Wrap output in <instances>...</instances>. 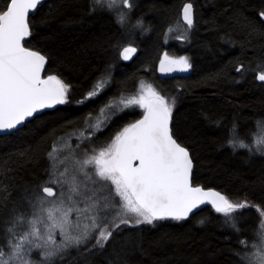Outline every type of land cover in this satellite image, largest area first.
Returning <instances> with one entry per match:
<instances>
[{"label": "trees", "instance_id": "trees-1", "mask_svg": "<svg viewBox=\"0 0 264 264\" xmlns=\"http://www.w3.org/2000/svg\"><path fill=\"white\" fill-rule=\"evenodd\" d=\"M187 2H192L196 11L189 41L179 38L166 45L167 30L182 20ZM5 3L0 0V8ZM88 9L89 0H47L30 16V46L49 55L47 74L60 75L71 85L70 103L0 137V186L9 189L7 199L0 196V243L6 221L13 206L22 201L24 190L48 178L47 154L60 135L71 129L64 126L66 122L79 125L108 96L121 89L136 90L144 76L162 94L177 98L174 122L197 157L198 182L234 199L247 198L264 206V155H250L247 149L233 152L226 143L232 138L250 143L264 122V86L253 75L240 80L234 71L238 63L248 66L249 61L264 56V18L258 15L264 10V0H139L132 20L143 17L151 31L136 38L134 46L139 53L128 63L121 62L117 45H123L130 27L118 25L114 14L93 15ZM164 51L188 56L192 71L159 77L157 65ZM109 66L114 80L108 92L86 106L74 107ZM142 112L134 109L122 114L110 129L125 120L133 122ZM201 219L206 221L203 225ZM261 223L255 210L245 211L240 224L245 234L240 239L251 243ZM237 239L223 225L222 214L207 206L186 221L125 229L106 250L72 249L56 264H241L232 252L240 250Z\"/></svg>", "mask_w": 264, "mask_h": 264}, {"label": "snow or ice", "instance_id": "snow-or-ice-1", "mask_svg": "<svg viewBox=\"0 0 264 264\" xmlns=\"http://www.w3.org/2000/svg\"><path fill=\"white\" fill-rule=\"evenodd\" d=\"M117 3L119 8H114ZM42 5L43 0H6L0 8V133L19 131L44 110L70 103L71 85L60 75L47 74L49 55L30 46V14L35 15ZM135 7V0H89L88 11L93 15L114 14L115 22L125 28L132 23ZM258 15L264 18V10ZM182 22L186 31L195 26L193 3L183 5ZM133 27L151 31L143 17L137 18ZM180 39L188 40V36ZM117 48L124 61L131 60L138 51L131 41ZM192 68L186 55L175 57L164 51L159 58L160 73L188 72ZM111 70L109 66L76 103L84 105L105 92L112 80ZM234 71L240 80L249 73H258L255 79L264 86V56L249 61L247 67L238 63ZM176 103L175 96L141 82L135 95L122 96L119 105H105L112 115L103 127L113 123L125 109L139 107L143 110L141 117L123 125L100 146L95 140L101 125L91 122L90 112L83 118V128L75 127L77 121H67L64 126L71 131L59 137L63 147L54 146L47 154L48 178L25 189L22 201L13 206L3 228L0 264H54L71 249L106 250L125 229L167 220L186 221L201 206H211L214 213L222 214L223 225L238 238L240 250L232 252L241 264H264V206L247 198L234 199L198 182L197 157L191 145L183 142L174 122ZM215 123L219 125L220 121ZM235 130L233 122V134ZM73 134H77L74 147ZM226 143L233 152L247 149L250 155H264V139L246 143L232 138ZM62 151L67 155L61 157ZM8 194L9 189L0 186V196L7 199ZM247 210H255L262 221L251 243L240 239L245 234L240 224ZM205 222L199 221L202 225ZM34 252L39 260L32 259Z\"/></svg>", "mask_w": 264, "mask_h": 264}, {"label": "rangeland", "instance_id": "rangeland-1", "mask_svg": "<svg viewBox=\"0 0 264 264\" xmlns=\"http://www.w3.org/2000/svg\"><path fill=\"white\" fill-rule=\"evenodd\" d=\"M135 3H136V7H137V5L139 4V0H135ZM136 7H135V9H136ZM114 8H119V4L117 3L116 5H114ZM135 9H134V11H133V13H132V18L134 17V15H135ZM135 20L136 19H134V21L132 20V23L131 24H128L125 28H127V27H130V29H131V31H127L126 32V37H125V39H124V41H123V45L122 46H127V44H128V42L129 41H131L132 42V44H133V46L134 45H137L136 44V38L138 37V36H140L141 37V35L143 34V31H141V30H139V29H137V28H134L133 27V25H134V23H135ZM145 25H146V23H145ZM195 27V26H194ZM194 27L190 30V31H186L185 30V25H184V23L182 22V20L181 21H177L172 27H171V29H172V31L171 32H169L168 30H167V33H166V41H165V44L166 45H169L172 41H174L175 39H179L181 36H188V41H189V38H190V36H191V32L193 31V29H194ZM180 40H182V39H180ZM122 49V48H121ZM170 56H174V55H170ZM182 56V55H181ZM175 57H179V56H175ZM145 84H152L153 86H154V84L153 83H150V82H148V81H145L144 82ZM95 84H97V83H95ZM94 84V85H95ZM140 84H141V81H140ZM140 84H139V86H138V88L137 89H139V87H140ZM155 87V86H154ZM138 91H136V92H134V95L137 93ZM119 101H120V99L119 100H116V101H113L110 105H119ZM130 109H137V110H142V109H140L139 107H133V108H130ZM115 110V109H114ZM111 115H112V111H110L108 108H105V110L103 111V114L101 113L100 114V116L99 117H97V118H95L94 120H92L91 122L93 123V124H97V123H99L101 126H103L104 125V123L106 122V120L108 119V118H110L111 117ZM70 130H68L67 132H69ZM109 132V135H112L113 134V136H114V132H112V131H108ZM66 133V132H65ZM65 133H63V134H61L60 136H64L65 135ZM76 135L77 134H73V136H72V139H71V144H72V146L74 147L75 146V144L77 143V138H76ZM112 137V136H111ZM110 138V137H109ZM102 139H104V138H102ZM256 139H264V122H262V123H260V125L258 126V128H257V130L254 132V134H253V136H252V139H251V142L250 143H253ZM107 140V139H106ZM109 140H107V141H99V142H96L95 144L97 145V146H100V145H103L104 143H106V142H108ZM56 142V141H55ZM54 142V143H55ZM54 146L56 147V148H62L63 146L61 145V143H60V141H59V138L57 139V142L54 144ZM53 151V150H52ZM51 151V152H52ZM55 155V154H54ZM61 157H63L64 155H67V152L66 151H62L61 152ZM49 186H51V185H49ZM24 208H25V210L27 209V204L24 206ZM57 239H59V236H57ZM72 250V249H71ZM5 251H7V249H5ZM70 251V250H69ZM68 251V252H69ZM67 252V253H68ZM66 253V254H67ZM66 254L62 257V258H60V259H58V260H56V261H54V264H56L59 260H61V259H63L65 256H66ZM32 259L33 260H39L40 259V257L36 254V252H34L33 253V255H32Z\"/></svg>", "mask_w": 264, "mask_h": 264}, {"label": "flooded vegetation", "instance_id": "flooded-vegetation-1", "mask_svg": "<svg viewBox=\"0 0 264 264\" xmlns=\"http://www.w3.org/2000/svg\"><path fill=\"white\" fill-rule=\"evenodd\" d=\"M121 62L122 63H127V62H124L123 60H122V58H121ZM158 64H159V60H158ZM247 67V66H246ZM190 71H192V69H190L188 72H179V71H177V72H173V73H160L159 71H158V65H157V73L159 74V77H172V76H175V75H177V74H180V73H189ZM147 72V71H146ZM146 74H149L148 72L146 73ZM256 74H258V73H256ZM256 74H254V73H249L248 75H247V77L250 75H253L254 76V78H255V75ZM105 74H103L102 76H104ZM102 76H100V77H98V79H97V81H96V83L100 80V78L102 77ZM112 76V75H111ZM113 80H114V76H112V80H111V83L109 84V86H108V88H107V90L105 91V92H103L99 97H101V96H103L105 93H107L108 92V90L112 87V85H113ZM256 80V82H258L259 84H261V82H259L257 79H255ZM140 81L141 82H145V81H148V82H150V83H152L150 80H149V78H148V76H144L141 80H139L138 82H137V85H136V90H133L132 88H128V89H121V90H119L117 93H115V94H113L112 96H108L98 107H97V109L94 111V112H90L91 113V121L92 120H94L95 118H97V117H99L100 116V114L102 113L103 114V111L105 110V105H110L113 101H116V100H119V99H121L122 98V96L123 97H128V96H132V95H134V92H136V91H138V86H139V84H140ZM99 97H97L96 99H98ZM95 99V100H96ZM95 100H92V101H95ZM91 101H89L88 103H86V104H84V105H81V104H78V103H76V101L74 102V104H73V106L74 107H83V106H86V105H88L89 103H90ZM63 106V105H62ZM61 107V106H60ZM59 108V107H58ZM133 109H125L118 117H120L122 114H124V113H128V111H132ZM52 111H54V110H52ZM143 111V110H142ZM47 112V111H46ZM45 113V112H44ZM43 114V113H42ZM88 114V113H87ZM86 114V115H87ZM85 115V116H86ZM84 116V117H85ZM117 117V118H118ZM117 118H115L114 120H116ZM128 123V121L127 120H125V121H123V122H121L120 124H118V125H116L114 128H111L110 129V125L111 124H108V126L107 127H103V126H101V132L100 133H98V141H107V140H109V137H111V136H113V134L112 135H109V132H107V134L105 135V136H103L104 137V139H101V138H99V136H101V135H103L104 134V132H106L108 129V131H112V132H114V134L117 132V131H119L120 129H121V127L123 126V125H126ZM75 127H77V128H83L84 127V123H83V120H82V122L79 124V125H77V126H75ZM70 131H71V129H69ZM68 131V130H67ZM66 131V132H67ZM69 131V132H70ZM102 137V136H101ZM107 139V140H106ZM97 140H95L96 142H97ZM95 142V143H96Z\"/></svg>", "mask_w": 264, "mask_h": 264}, {"label": "water", "instance_id": "water-1", "mask_svg": "<svg viewBox=\"0 0 264 264\" xmlns=\"http://www.w3.org/2000/svg\"><path fill=\"white\" fill-rule=\"evenodd\" d=\"M45 1H47V0H43V2H45ZM187 3H188V2H187ZM191 3H192V2H191ZM182 9H183V7H182ZM31 15H32V14H30V16H31ZM181 17H182V11H181ZM134 47H136V48L138 49L137 53H136L135 55H133L132 59L129 60V61H124V60L122 59L124 62H127V63H128V62H131V61H132V60L138 55V53H139V48H138L137 46H134ZM121 50H122V49H121ZM46 67H47V66H46ZM60 106H62V105H58L57 108L60 107ZM52 110H53V109H46V110H44L42 113H44V112H46V111H52ZM42 113H40V114H38V115H41ZM140 117H141V116H140ZM140 117H139V118H140ZM139 118H138V119H139ZM22 128H23V127H22ZM22 128H21V129H22ZM14 132H16V130H12V131H11V133H14ZM5 135H9V134H8V133H0V137H1V136H5ZM216 189H217V188H216ZM217 190H219V189H217ZM219 191H220V190H219ZM205 207H207V206H201V208L198 209V210H196V211L194 212V214H196L197 212H199L201 209H203V208H205ZM194 214H193V215H194ZM193 215H192V216H193ZM192 216H191V217H192ZM191 217H190V218H191Z\"/></svg>", "mask_w": 264, "mask_h": 264}]
</instances>
